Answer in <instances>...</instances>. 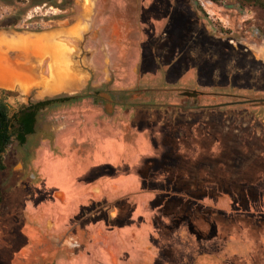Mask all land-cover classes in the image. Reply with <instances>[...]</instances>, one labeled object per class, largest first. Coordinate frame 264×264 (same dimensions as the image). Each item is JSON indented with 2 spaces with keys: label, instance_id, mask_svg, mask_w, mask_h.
Segmentation results:
<instances>
[{
  "label": "rangeland",
  "instance_id": "rangeland-1",
  "mask_svg": "<svg viewBox=\"0 0 264 264\" xmlns=\"http://www.w3.org/2000/svg\"><path fill=\"white\" fill-rule=\"evenodd\" d=\"M9 20L16 26L0 28L1 76L16 62L30 77L27 86L0 85L9 113L47 98L88 97L40 109L34 133L24 144L11 137L2 153L0 264H53L40 259V245L21 259L20 242L36 234L34 222L74 202L85 204L77 219L131 225L120 243L139 252L140 264H264L260 7L0 0V23ZM44 33L58 55L21 52L15 38ZM46 56L43 83L35 69ZM58 76L64 84L53 92ZM223 189L243 201L234 204ZM56 190L71 200L62 204Z\"/></svg>",
  "mask_w": 264,
  "mask_h": 264
},
{
  "label": "crops",
  "instance_id": "crops-1",
  "mask_svg": "<svg viewBox=\"0 0 264 264\" xmlns=\"http://www.w3.org/2000/svg\"><path fill=\"white\" fill-rule=\"evenodd\" d=\"M15 39L20 41L23 44H26V48L23 47L24 46L23 44L21 47V52L24 54H27L29 52H34V51L36 52L41 51L43 47H46L51 52V54L53 55L57 54L55 46L51 44L52 34L50 33L36 34V35H31V36L29 35L21 36L20 38H15ZM30 47H36V50L31 51ZM56 61L58 62L59 60L56 59ZM56 61H54L53 63H55ZM50 66L52 67V70H53L54 69L53 64ZM59 69H62L61 65ZM28 73L29 72H26L25 75L27 76ZM25 75L24 73H22V71L20 72V70L16 67V62H11V65H9L8 69L3 71V76H0V77H4L0 79V85H10V83L15 81L16 79L18 80V82L21 80L25 81V83L24 82L23 83L24 85L27 86L28 82L26 81H28L30 77L28 76L27 77L28 79H27L25 78L26 77ZM63 84H64V81L62 82V77H60L59 84H56V85L51 84L50 89L53 92H55L61 89L63 87ZM57 194L60 196L61 199L65 200V202H63L62 204H65L66 202L71 200V198L70 199L68 198L66 200L64 192L60 190H56L53 193L55 198H57L56 197ZM76 208H77V203L74 202V205L71 206V208L69 209L70 211L61 210L59 213H57V215L62 212L64 213L61 214L60 216L58 215L56 218L54 216H50L45 221H42L41 219V220H38L36 224L34 223L36 225L34 232L36 234L40 233L44 235V237L42 236L43 238L37 237L36 241L40 243L42 242V240H45L46 238L45 243H40L42 246H45V244L51 243L49 241L50 238L55 237L59 233L67 230L68 227L72 225L71 217H73V215L75 214ZM118 224L119 223L117 224L107 223L106 226L103 225L102 223L98 224L97 226L98 228L96 229L97 231H99V233H101L102 243L104 244V251L103 253L100 252L102 255H100L97 259H91L88 257L78 259L73 256L71 257L70 255H65L64 250L62 249V250L57 251L58 255H57V258L54 260L53 264H133V263L140 264L142 263V260H141L142 257L138 255L135 256L136 253H139L138 251L136 252V250H134L133 247L129 248V247H126L123 243H120L123 237L122 235H124L126 231H129V229L131 228L130 227L131 225L127 224L128 227L121 230L120 225ZM82 227L87 228V229L89 228V226H84V225L80 226V228ZM31 236L32 235H30L29 238H31ZM136 248H139V247H136Z\"/></svg>",
  "mask_w": 264,
  "mask_h": 264
},
{
  "label": "flooded vegetation",
  "instance_id": "flooded-vegetation-1",
  "mask_svg": "<svg viewBox=\"0 0 264 264\" xmlns=\"http://www.w3.org/2000/svg\"><path fill=\"white\" fill-rule=\"evenodd\" d=\"M45 59H47V56L44 57L40 62H38L37 67L35 69V71L37 72V75L43 80V83L45 81H47L46 78L44 77L45 75H43V74L49 73L48 72L49 71L48 66H47V64L45 65ZM47 63H48V59H47ZM47 78H49V77H47ZM43 83H41V84H43ZM45 91H46V88H45ZM213 184H214L215 188L217 186L218 189H216L217 190L216 193L219 194L222 191L221 186H220V181L213 182ZM171 187L173 188V186H171ZM250 189H248V192ZM223 190H224V192H226L225 193L226 196L228 194L229 197H231V201H233L234 204L236 202L243 201V198L241 196H239V199H237V195L235 193H232V195H230L227 190H225V189H223ZM214 192H215V190H214ZM41 197H42L41 200L43 201V200L47 199L48 195L46 196V194H43V195L41 194ZM244 197L245 198L248 197L247 194H245ZM41 200H40V203L35 205V207L38 205L40 206L42 204ZM91 200L92 201H99V200H95L93 197L91 198ZM109 203H110V201H108L107 199H104V204L106 205V207H107V205L109 206ZM84 205L85 204H82V203L77 204L76 212L73 215V217H71L72 225L69 226L68 229L65 230L64 232H61L58 235H56L55 237L50 238V240L48 239L51 243H49V244L47 243V244H45V246H42L40 243H45L46 242V238H45V240H42V242L36 244V238L37 237L38 238L44 237V235H42L40 233H38L37 235L35 234L37 237H34L35 235L32 234L31 238L27 237V238H25V241H21L20 246H21V249L24 251L22 253L23 257L21 259L29 260L31 258V252L35 250L36 245H38V246L40 245L39 247L41 249H39V251H41V253H40L41 254V256H40L41 260H55L57 258V255H58L57 251L62 250V249L64 250L65 255H70L71 257L73 256V257H76L78 259L84 258V257H86V258L88 257L91 259H97L100 255H102L100 252L103 253L104 244L102 243L101 233H99V231H97L96 228H98L97 227L98 224H101V223L106 226L107 222H105L104 220L82 221V220H80L81 218L77 219V214L79 212V209L81 207H83ZM117 214H120V212H118ZM49 215L55 216V212H52ZM34 223L36 224L37 222H34ZM117 223H119L118 225H120V220ZM81 225L89 226L90 229L89 228L88 229L83 228V227L80 228Z\"/></svg>",
  "mask_w": 264,
  "mask_h": 264
},
{
  "label": "trees",
  "instance_id": "trees-1",
  "mask_svg": "<svg viewBox=\"0 0 264 264\" xmlns=\"http://www.w3.org/2000/svg\"><path fill=\"white\" fill-rule=\"evenodd\" d=\"M218 2L220 0H210ZM239 2L247 5H256L264 11V2L261 0H238ZM15 27L16 22L10 21L0 23V28ZM264 37V27L261 30ZM88 97L86 94L82 95H65L54 98H47L30 102L21 105L17 110L9 113L7 105L0 98V171L4 169L2 153L7 145L10 143L11 137H14L19 144H24L26 136L33 134L36 123L37 112L47 106H57L61 104L78 102Z\"/></svg>",
  "mask_w": 264,
  "mask_h": 264
},
{
  "label": "water",
  "instance_id": "water-1",
  "mask_svg": "<svg viewBox=\"0 0 264 264\" xmlns=\"http://www.w3.org/2000/svg\"><path fill=\"white\" fill-rule=\"evenodd\" d=\"M183 94L186 96H189V97H194V96L198 95L195 90H185L183 92Z\"/></svg>",
  "mask_w": 264,
  "mask_h": 264
},
{
  "label": "bare ground",
  "instance_id": "bare-ground-1",
  "mask_svg": "<svg viewBox=\"0 0 264 264\" xmlns=\"http://www.w3.org/2000/svg\"><path fill=\"white\" fill-rule=\"evenodd\" d=\"M5 38L4 37H2L1 38V40H4ZM13 42V41H12ZM23 42V41H22ZM23 43H21V45H22ZM24 46L23 47H25L26 48V44H23ZM15 46V43H14V45H13V47ZM4 71V70H3ZM1 74H2V72H0V76H1ZM5 75V74H4ZM2 78H4V77H0V79H2ZM3 81V80H2Z\"/></svg>",
  "mask_w": 264,
  "mask_h": 264
}]
</instances>
